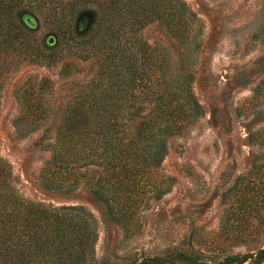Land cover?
<instances>
[{
    "label": "rangeland",
    "instance_id": "1",
    "mask_svg": "<svg viewBox=\"0 0 264 264\" xmlns=\"http://www.w3.org/2000/svg\"><path fill=\"white\" fill-rule=\"evenodd\" d=\"M181 1L180 25L155 20L138 34L153 52L155 75L165 78L162 88L185 89L199 108L166 129L152 96L143 99L131 131L141 128L145 145L161 143V162L138 180L141 191L115 193L99 182L104 171L84 160L62 190L43 185L59 148L62 106L96 77L93 59L61 58L60 44L49 66L23 62L4 76L0 164L10 170L7 185L26 201L91 211V264H264V0ZM53 28L40 18L44 52L56 44ZM35 80L51 106L37 124L19 118V87Z\"/></svg>",
    "mask_w": 264,
    "mask_h": 264
},
{
    "label": "trees",
    "instance_id": "2",
    "mask_svg": "<svg viewBox=\"0 0 264 264\" xmlns=\"http://www.w3.org/2000/svg\"><path fill=\"white\" fill-rule=\"evenodd\" d=\"M185 14L181 0H0V89L4 76L23 62L49 66L61 54L60 44L61 58L97 65L86 90L62 106L59 148L43 172L47 176L41 175L46 188L62 190L67 180H77L79 166L97 164L104 171L99 182L115 193L141 191L138 180L161 162V143L145 145L141 128L131 131L143 99L152 96L157 122L166 129L179 127L199 106L185 89L162 88L165 78L155 75L153 52L138 31L155 20L176 27ZM40 18L54 27L50 38L56 44L46 52L36 36ZM19 101V118L30 123L44 121L51 111L36 80L19 87ZM9 173L0 164V264H91L97 240L92 212L20 199L7 185Z\"/></svg>",
    "mask_w": 264,
    "mask_h": 264
}]
</instances>
